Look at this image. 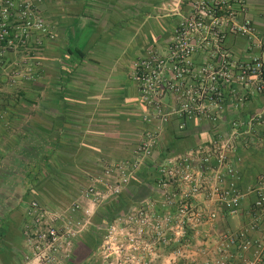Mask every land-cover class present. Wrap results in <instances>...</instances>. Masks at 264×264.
I'll use <instances>...</instances> for the list:
<instances>
[{
	"label": "built area",
	"instance_id": "obj_1",
	"mask_svg": "<svg viewBox=\"0 0 264 264\" xmlns=\"http://www.w3.org/2000/svg\"><path fill=\"white\" fill-rule=\"evenodd\" d=\"M242 3L193 1L164 50L152 48L132 64L146 125L139 142L127 159L88 173L69 202H29L21 264H68L96 209L114 202L132 182L145 184L149 194L108 227L98 248L102 264H264V172L244 187L239 173V152L264 140V109L215 130L227 97L242 106L243 90L264 94V60L237 62L220 48L224 17L233 18L234 5ZM42 5L43 0H0V60L10 85L30 77L31 56L53 37ZM233 31L249 35V20ZM203 49L209 50L208 62L196 66L194 57ZM2 82L0 77V94ZM2 105L0 95L1 121ZM172 121L180 130L189 122L213 129L207 140L163 155L164 129Z\"/></svg>",
	"mask_w": 264,
	"mask_h": 264
},
{
	"label": "crops",
	"instance_id": "obj_2",
	"mask_svg": "<svg viewBox=\"0 0 264 264\" xmlns=\"http://www.w3.org/2000/svg\"><path fill=\"white\" fill-rule=\"evenodd\" d=\"M193 1L43 0L41 13L53 37L31 56L26 84L17 80L10 85L0 60L5 110L0 120V264H21L30 201H47L49 188L70 196L86 183L87 173L130 156L146 128L131 66L152 48L164 50ZM243 2L234 5L233 18L224 17L221 51L237 62L264 60V0ZM245 20L252 32L242 36L233 28ZM208 53L198 50L194 64H206ZM5 86L25 87L29 97L8 100ZM242 92V106L228 97L221 105L215 130L264 109V94ZM212 129L209 124L189 122L180 130L178 121H172L164 129L161 152L165 154L178 131H186L177 141L185 151L207 140ZM239 155L244 187L256 173L264 172V140ZM77 245L83 255L68 264H90L91 251L82 237Z\"/></svg>",
	"mask_w": 264,
	"mask_h": 264
},
{
	"label": "trees",
	"instance_id": "obj_3",
	"mask_svg": "<svg viewBox=\"0 0 264 264\" xmlns=\"http://www.w3.org/2000/svg\"><path fill=\"white\" fill-rule=\"evenodd\" d=\"M186 131H181L174 133V137L170 142H168V147L166 148L165 155L168 154H177L181 153L183 150H180L177 141L186 136ZM185 133V134H184ZM143 175L140 174L138 178L143 179ZM140 181V180H139ZM149 194V190L145 184L142 182H132L127 188L126 192H124L118 199H116L111 204L103 206L100 215H96L97 220L94 218L96 222L101 221H110L114 218V216L124 212L132 203L135 201L141 200ZM100 213V211H99ZM83 243L87 247L91 248V252L94 251L99 243V240L95 235L87 234L85 237L83 236Z\"/></svg>",
	"mask_w": 264,
	"mask_h": 264
},
{
	"label": "rangeland",
	"instance_id": "obj_4",
	"mask_svg": "<svg viewBox=\"0 0 264 264\" xmlns=\"http://www.w3.org/2000/svg\"><path fill=\"white\" fill-rule=\"evenodd\" d=\"M23 75V74H22ZM26 80L25 79H21L19 83H23V84H26L25 82ZM28 82V81H27ZM18 83V84H19ZM16 86V85H15ZM18 86V85H17ZM27 88V87H26ZM23 89H25V87L21 88V87H6L5 86V96L6 97H9L7 98L8 100H19V98H28L29 97V93L27 92L28 89H26L27 91H23ZM3 95V93H2ZM4 96V95H3ZM6 99V100H7ZM21 100V99H20ZM162 142H161V148H162ZM99 172V171H102V166L101 167H98L96 170L94 171H91L89 173H94V172ZM88 174V173H87ZM87 176V175H86ZM84 185V184H82ZM79 186L76 187V189L78 188ZM60 187L58 186V189ZM47 189V188H46ZM61 189V188H60ZM54 190L52 188H49V194L50 196H46L48 197V200L49 202H52V203H60V202H69L71 198H73V196L75 195L76 191L74 190L73 193L70 194V196L68 195H62L59 194L57 195V193L53 192ZM51 198V199H49ZM108 204H102L100 205L94 215L92 217H90L89 219V223L87 224V227H86V230L84 231V233L79 236L78 239H80L81 237L83 236H86L87 234H92V235H95L96 238L99 240V243H98V246L97 248L91 252V261H90V264H102V255L99 253V250L98 248L103 244L104 240H105V237L107 235V229L110 225H113L115 222V218L117 217L114 216V218L108 222H106L105 220L104 221H101V222H96L94 220V218L97 220L98 218H96V215H100L101 214V210L103 208V206H106ZM100 211V213H99ZM78 246V245H77Z\"/></svg>",
	"mask_w": 264,
	"mask_h": 264
},
{
	"label": "flooded vegetation",
	"instance_id": "obj_5",
	"mask_svg": "<svg viewBox=\"0 0 264 264\" xmlns=\"http://www.w3.org/2000/svg\"><path fill=\"white\" fill-rule=\"evenodd\" d=\"M85 246V248L87 249V250H89V251H91V248H89V247H87L86 245H84ZM83 255V248L80 246V245H78V246H76L75 247V250H74V252H73V255H72V257H71V260H77V259H79L81 256ZM70 260V261H71Z\"/></svg>",
	"mask_w": 264,
	"mask_h": 264
}]
</instances>
